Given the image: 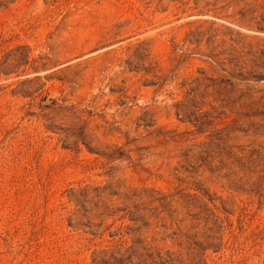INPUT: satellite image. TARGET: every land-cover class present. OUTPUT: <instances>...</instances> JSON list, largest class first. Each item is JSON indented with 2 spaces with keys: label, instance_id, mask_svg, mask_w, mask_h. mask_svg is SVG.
I'll list each match as a JSON object with an SVG mask.
<instances>
[{
  "label": "rangeland",
  "instance_id": "rangeland-1",
  "mask_svg": "<svg viewBox=\"0 0 264 264\" xmlns=\"http://www.w3.org/2000/svg\"><path fill=\"white\" fill-rule=\"evenodd\" d=\"M262 40L264 0H0V264H129L84 193L173 264H264Z\"/></svg>",
  "mask_w": 264,
  "mask_h": 264
},
{
  "label": "trees",
  "instance_id": "trees-1",
  "mask_svg": "<svg viewBox=\"0 0 264 264\" xmlns=\"http://www.w3.org/2000/svg\"><path fill=\"white\" fill-rule=\"evenodd\" d=\"M264 42V40H262ZM247 48V52H243V55H238V61L235 67L238 70V75L241 80H264V52L260 51L259 56L257 57V52H253V48L256 47L253 43H248L243 46V48ZM219 59L217 56H211ZM224 61V60H223ZM221 61V63H224ZM232 62V60H231ZM226 71L225 69H223ZM233 76L232 74H230ZM82 199L78 201V205H81L84 208L85 212H92L93 210H100L103 209V214L107 215L108 217L115 218V221L108 226L111 228L115 222H121L120 227L117 229L116 234H113L112 237H118L117 240L113 241L115 254L119 255L120 257H111L117 263L119 262H126L131 264V259L133 256H137L141 259L144 264H173L174 259L172 258L173 254L166 253V257L162 256V251L152 246L143 236L144 229H150L152 223L149 222V218H146L145 215L141 216L138 212L132 211L128 207L123 209L121 208H113L112 205H105L100 204L99 201L94 202V198L90 196L88 193H84L81 195ZM99 198V196H97ZM136 209V208H134ZM130 222L133 226L125 225L126 222ZM140 224V225H138ZM138 236V237H137ZM183 237L187 238L186 235ZM155 240L152 237L153 241Z\"/></svg>",
  "mask_w": 264,
  "mask_h": 264
}]
</instances>
